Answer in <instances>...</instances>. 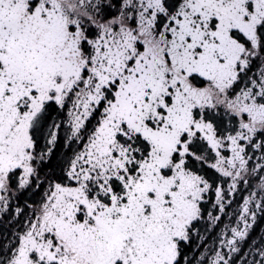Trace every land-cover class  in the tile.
I'll return each instance as SVG.
<instances>
[{
    "label": "snow or ice",
    "instance_id": "snow-or-ice-1",
    "mask_svg": "<svg viewBox=\"0 0 264 264\" xmlns=\"http://www.w3.org/2000/svg\"><path fill=\"white\" fill-rule=\"evenodd\" d=\"M0 264H264V0H0Z\"/></svg>",
    "mask_w": 264,
    "mask_h": 264
}]
</instances>
